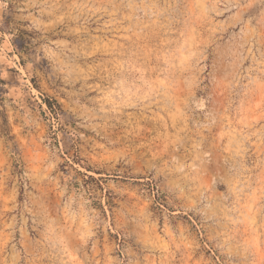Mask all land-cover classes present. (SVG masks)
I'll return each mask as SVG.
<instances>
[{"label": "rangeland", "instance_id": "obj_1", "mask_svg": "<svg viewBox=\"0 0 264 264\" xmlns=\"http://www.w3.org/2000/svg\"><path fill=\"white\" fill-rule=\"evenodd\" d=\"M0 264H264V0H0Z\"/></svg>", "mask_w": 264, "mask_h": 264}, {"label": "trees", "instance_id": "obj_2", "mask_svg": "<svg viewBox=\"0 0 264 264\" xmlns=\"http://www.w3.org/2000/svg\"><path fill=\"white\" fill-rule=\"evenodd\" d=\"M47 103V106H48V108H50L51 109V104L49 103V102H46Z\"/></svg>", "mask_w": 264, "mask_h": 264}]
</instances>
